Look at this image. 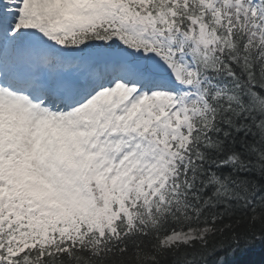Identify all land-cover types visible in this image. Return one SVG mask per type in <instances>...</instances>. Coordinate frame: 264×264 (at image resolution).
<instances>
[{
    "label": "snow or ice",
    "instance_id": "snow-or-ice-1",
    "mask_svg": "<svg viewBox=\"0 0 264 264\" xmlns=\"http://www.w3.org/2000/svg\"><path fill=\"white\" fill-rule=\"evenodd\" d=\"M0 264H264V0H0Z\"/></svg>",
    "mask_w": 264,
    "mask_h": 264
}]
</instances>
